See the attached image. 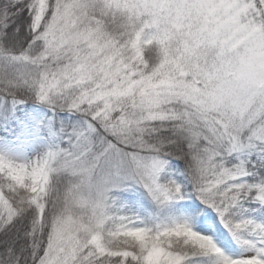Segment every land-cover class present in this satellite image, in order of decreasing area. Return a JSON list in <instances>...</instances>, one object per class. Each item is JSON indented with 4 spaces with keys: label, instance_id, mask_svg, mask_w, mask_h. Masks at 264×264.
<instances>
[{
    "label": "snow or ice",
    "instance_id": "obj_1",
    "mask_svg": "<svg viewBox=\"0 0 264 264\" xmlns=\"http://www.w3.org/2000/svg\"><path fill=\"white\" fill-rule=\"evenodd\" d=\"M0 264H264V0H0Z\"/></svg>",
    "mask_w": 264,
    "mask_h": 264
}]
</instances>
